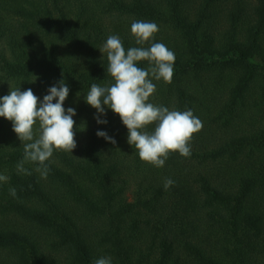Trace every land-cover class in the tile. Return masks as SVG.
Wrapping results in <instances>:
<instances>
[{"label": "trees", "instance_id": "obj_1", "mask_svg": "<svg viewBox=\"0 0 264 264\" xmlns=\"http://www.w3.org/2000/svg\"><path fill=\"white\" fill-rule=\"evenodd\" d=\"M135 20L155 22L151 43L175 53L149 102L203 122L190 157L159 168L117 114L105 107L98 124L84 100L114 83L99 51L108 36L140 47ZM61 79L77 146L54 150L46 179L33 162L17 172L23 143L0 117V264H264V0H0V97L19 87L42 100Z\"/></svg>", "mask_w": 264, "mask_h": 264}, {"label": "clouds", "instance_id": "obj_2", "mask_svg": "<svg viewBox=\"0 0 264 264\" xmlns=\"http://www.w3.org/2000/svg\"><path fill=\"white\" fill-rule=\"evenodd\" d=\"M130 31L140 47L126 50L118 36H108L99 51L106 53L107 71L114 83L104 86L93 83L84 100L96 110L94 119L98 124L107 123L100 119L105 115V107L117 114L127 128V143L135 147L142 161L159 168L164 166L172 152L190 157V141L193 134L202 129L203 122L191 109L169 110L149 102V97L156 91L153 80L162 79L171 83L175 53L163 43H151L154 34L159 31L155 22L135 20ZM146 42H150L149 47H143ZM140 61H147L148 67H138L137 62ZM69 91V86L61 79L47 89L48 94L42 100L31 88L21 91L19 87L9 89L7 95L0 97V117L12 122V131L23 143L24 155L17 164L18 173L31 175L24 164L33 162L38 165L35 171L46 179L50 170L46 162L54 150L72 153L76 148L73 131L76 111L72 107H63ZM37 123L38 128L34 132ZM153 123L154 130L147 131V126ZM96 135L112 144L116 143L104 131H97ZM8 180L7 175L0 174V182ZM174 183L172 179H166L164 189L167 190ZM9 194L16 197V189L9 188ZM94 264H112V260L111 257H101Z\"/></svg>", "mask_w": 264, "mask_h": 264}, {"label": "rangeland", "instance_id": "obj_3", "mask_svg": "<svg viewBox=\"0 0 264 264\" xmlns=\"http://www.w3.org/2000/svg\"><path fill=\"white\" fill-rule=\"evenodd\" d=\"M125 195H126L127 201L132 202V193L127 190Z\"/></svg>", "mask_w": 264, "mask_h": 264}]
</instances>
